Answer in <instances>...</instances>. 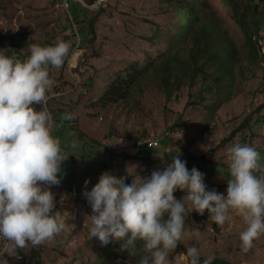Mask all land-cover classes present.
Wrapping results in <instances>:
<instances>
[{"label": "rangeland", "instance_id": "1", "mask_svg": "<svg viewBox=\"0 0 264 264\" xmlns=\"http://www.w3.org/2000/svg\"><path fill=\"white\" fill-rule=\"evenodd\" d=\"M71 1L84 8V21H73L64 0H0V49L8 48L9 56L26 59L32 44L48 46L63 40L70 45L64 64L50 68L54 84L47 102L57 123L53 135L59 138L62 151L69 154L60 173L61 183L52 187L56 208L64 212L66 228L37 247L28 243L16 249L13 256L7 257L8 264H36L39 260L41 264H137L146 254L142 249L137 248V255L130 257L118 250L119 244L102 246L97 238L90 237V219L87 225L85 220L92 214V207L83 194L85 181H89L86 187L91 190L107 171L130 185L135 176L148 178L179 155L189 171L195 167L204 174L207 190L226 195L230 147L249 144L260 153L264 164V58L258 61L249 57L244 35L225 0H196L194 5L203 8L200 15L210 28L218 23L238 47L234 83L227 81L224 90L216 92L214 87L209 92L200 79L193 84L186 79L168 100L161 74L153 65L168 53L170 44L162 42L163 36L175 34L178 16L173 7L168 9L170 3L98 0L89 5L87 0ZM176 42L174 51L182 65H188L193 36ZM260 44L264 56V40ZM203 60L198 58L199 62ZM133 65L144 68L149 75L133 88L129 101L108 107L99 104L103 90L117 80V75L130 73ZM65 112L73 113L75 119L61 126ZM246 119L249 129L245 128ZM154 140L159 146L152 149L147 142ZM185 195L179 189L174 192L178 200ZM185 206L190 209L191 202L185 200ZM230 216L219 225L209 219L207 210L204 215L188 211L185 232L200 228L202 239L186 235L180 242L186 250L195 245L204 258L217 257L231 264H264V234L253 241L250 251L243 252L240 233L246 224L238 212L231 211ZM3 242L0 238V245ZM177 259L179 264H190L184 254L172 257L171 250V264Z\"/></svg>", "mask_w": 264, "mask_h": 264}, {"label": "clouds", "instance_id": "2", "mask_svg": "<svg viewBox=\"0 0 264 264\" xmlns=\"http://www.w3.org/2000/svg\"><path fill=\"white\" fill-rule=\"evenodd\" d=\"M69 48L63 40L48 46L32 44L30 55L23 60L15 54L9 56L8 48L0 49V238L4 241L0 264H8L7 257L16 249L28 243L37 247L66 228L52 187L61 183L60 173L69 154L62 151L59 138L53 135L57 123L47 102L54 84L50 68L64 64ZM74 119L73 113L65 112L60 125ZM228 172L226 195L207 190L204 174L195 167L189 171L179 155L148 178L135 176L130 185L107 171L91 190L86 180L83 194L92 207L85 220L87 225L90 219L89 235L102 246L119 244L118 250L130 257L137 255L140 241L146 254L137 264H171L170 251L186 235L202 239L200 228L185 232L188 211L204 215L207 210L209 219L219 225L236 211L246 224L240 240L241 250L247 253L253 241L264 234V164L260 153L249 144H235L228 149ZM178 189L186 192L183 199L175 198ZM185 200L191 202L190 209ZM186 254L190 264H201V252L195 245ZM211 261L209 257L202 264Z\"/></svg>", "mask_w": 264, "mask_h": 264}, {"label": "trees", "instance_id": "3", "mask_svg": "<svg viewBox=\"0 0 264 264\" xmlns=\"http://www.w3.org/2000/svg\"><path fill=\"white\" fill-rule=\"evenodd\" d=\"M87 1L89 5H94L98 0ZM167 1L170 3L168 9L171 7L175 9L174 15L178 16V21L174 29L175 34L172 37L170 35L163 36L162 42L165 41L170 44L168 53L157 60L155 62L156 65L153 66L154 70L161 74L164 92L167 94L168 100L172 98L175 90L181 89L186 83V79L191 84L200 79L201 82L205 83L204 89H207L209 92H212L214 87L216 88V92L224 90L227 81L234 83V63L239 50L230 41L227 33L218 23H215L212 29L210 28L208 22L200 15L203 8L194 5L196 0H189L190 5L183 0ZM225 1L230 5L233 18L244 35L245 43L249 47V57L258 61L264 58L261 54L262 45L260 44V41L264 40V0ZM83 10L84 8L80 4L78 5V3L71 1L70 12L73 21L75 19L76 21L80 19L84 21L81 17ZM92 28H94V23L92 24ZM80 29L84 33L85 27L82 26ZM188 35L193 36L194 44L190 47L191 62L188 65H182L174 48L178 38L187 37ZM150 40L153 41L152 39ZM200 57L204 59L203 62L198 61ZM143 70L144 68L140 69L138 65H133L130 73L127 75H117V80L107 86L98 98L99 104H104L105 107H108L118 105L125 100L129 101V98L133 96V88L141 85L143 78L149 75L148 71ZM199 96V101L202 102L204 100L203 94L200 93ZM244 123L245 128L249 129V120L246 119ZM137 248L141 250L142 245L137 243ZM186 253V248L179 241L177 246L172 250V257L183 254L187 256ZM38 254L40 255V253ZM187 259L190 263L188 256ZM204 259L206 258L201 257V264ZM31 260L34 261L33 259ZM40 262L41 260L37 261L36 264H41ZM211 264L231 263L227 260L214 257Z\"/></svg>", "mask_w": 264, "mask_h": 264}, {"label": "built area", "instance_id": "4", "mask_svg": "<svg viewBox=\"0 0 264 264\" xmlns=\"http://www.w3.org/2000/svg\"><path fill=\"white\" fill-rule=\"evenodd\" d=\"M70 2H71V0H64V5L68 9H69V6H70ZM147 144L149 145L150 148L153 149V148H157L159 146V141L158 140L149 141V143L147 142Z\"/></svg>", "mask_w": 264, "mask_h": 264}]
</instances>
